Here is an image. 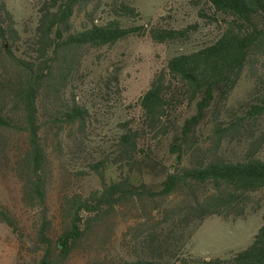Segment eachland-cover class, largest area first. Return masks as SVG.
I'll list each match as a JSON object with an SVG mask.
<instances>
[{"label":"trees","instance_id":"trees-1","mask_svg":"<svg viewBox=\"0 0 264 264\" xmlns=\"http://www.w3.org/2000/svg\"><path fill=\"white\" fill-rule=\"evenodd\" d=\"M94 1L46 0L27 32L17 28L7 0H0V165L10 166L22 185L23 205L37 213L27 242L24 228L5 207L0 222L18 233L21 250L38 256V264H264V224L245 249L209 260L172 253L162 234L176 222L241 216L249 194L264 189V160L258 156L264 134L248 132L264 117V0L189 2L200 19L221 28L219 35L171 57L153 75L138 100L139 115L122 123L103 157L87 167L100 188L63 194L58 215L51 216V152L62 151L66 136L81 139L90 119L68 91L84 52L130 36L148 35L159 45L184 43L197 31L196 25L164 24V17L124 27L120 18L139 13L118 0L112 2L114 19L95 23L86 12ZM82 13L91 20L77 30L74 20ZM245 70L255 93L238 114L225 117L222 110ZM205 123L210 129L202 142ZM244 134L251 141L243 156L230 160L220 154L224 141ZM164 143L174 157L170 167L159 158ZM107 169L116 176L106 179ZM173 196L181 197L173 207L156 206L159 225L166 227L161 234L152 226L124 253L117 250L112 225L119 209L137 204L144 211Z\"/></svg>","mask_w":264,"mask_h":264},{"label":"rangeland","instance_id":"rangeland-1","mask_svg":"<svg viewBox=\"0 0 264 264\" xmlns=\"http://www.w3.org/2000/svg\"><path fill=\"white\" fill-rule=\"evenodd\" d=\"M46 0H7L8 8L14 16L20 31L30 32L36 26L39 10ZM191 0H118L132 6L139 13L135 18H120L124 27L148 26L164 17V24L181 29L196 25L190 40L184 43H154L148 35L130 36L110 47L89 49L84 52L81 65L68 88L69 94L84 105L90 113L89 123L81 139L68 137L62 139L63 149L51 152L52 179L48 188V206L51 216H57L60 197L68 192L88 194L100 188L96 174L87 175L88 165L100 160L113 144L126 120L139 115L138 100L147 90L153 75L173 56L198 50L212 42L220 33L217 24L200 19L198 9L190 5ZM113 0H95L86 12L95 23L114 19ZM117 3V4H118ZM85 13L75 17L74 26L81 29L89 20ZM255 93L254 82L247 70L244 71L237 87L230 94L222 115L231 117L238 114ZM195 112L194 106L189 114ZM253 125V124H252ZM210 126L205 123L200 129L203 142ZM248 132L256 136L264 134V117ZM77 133H79L77 131ZM250 135V133H248ZM250 136L226 140L220 154L227 159L236 160L244 155L250 144ZM264 160V144L258 152ZM162 162L170 167L174 163L164 143L159 153ZM81 173V174H80ZM80 174V175H79ZM106 179L116 176L115 170L107 169ZM138 180L137 178H135ZM147 182L151 180L146 177ZM22 185L10 166L0 165V207H5L15 216L25 235L22 240L29 241V232L36 217L34 211L22 203ZM181 200L173 196L157 203L148 204L146 210L137 204H128L119 209L113 219L112 238L118 251L124 253L126 246L134 238L145 236L152 226L161 234L164 226L158 218L156 206L173 207ZM241 216H209L189 225L174 223L163 235L167 238L169 250L186 257L212 259L228 258L239 252L253 241L259 228L264 224V189L249 194ZM156 209V211H155ZM151 214V219L146 216ZM163 221V220H162ZM18 233L0 222V264H38L39 257L26 254L21 250ZM28 246V245H27Z\"/></svg>","mask_w":264,"mask_h":264}]
</instances>
